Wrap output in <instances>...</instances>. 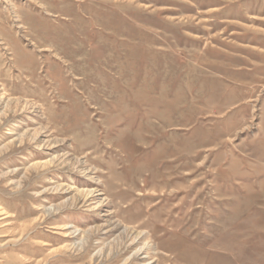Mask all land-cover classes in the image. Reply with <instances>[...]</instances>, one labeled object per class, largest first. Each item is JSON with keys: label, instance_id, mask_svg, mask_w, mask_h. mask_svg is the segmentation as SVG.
I'll use <instances>...</instances> for the list:
<instances>
[{"label": "rangeland", "instance_id": "1", "mask_svg": "<svg viewBox=\"0 0 264 264\" xmlns=\"http://www.w3.org/2000/svg\"><path fill=\"white\" fill-rule=\"evenodd\" d=\"M0 264H264V0H0Z\"/></svg>", "mask_w": 264, "mask_h": 264}]
</instances>
